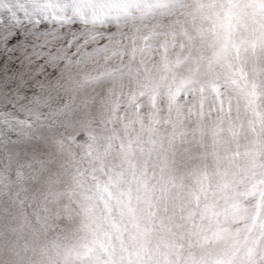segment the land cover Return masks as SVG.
<instances>
[{"label": "snow or ice", "instance_id": "snow-or-ice-1", "mask_svg": "<svg viewBox=\"0 0 264 264\" xmlns=\"http://www.w3.org/2000/svg\"><path fill=\"white\" fill-rule=\"evenodd\" d=\"M0 264H264V0H0Z\"/></svg>", "mask_w": 264, "mask_h": 264}]
</instances>
